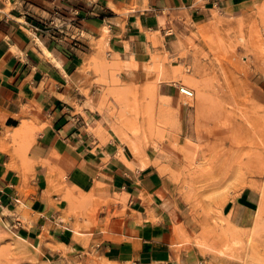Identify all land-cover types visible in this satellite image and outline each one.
I'll return each mask as SVG.
<instances>
[{"label": "crops", "instance_id": "crops-1", "mask_svg": "<svg viewBox=\"0 0 264 264\" xmlns=\"http://www.w3.org/2000/svg\"><path fill=\"white\" fill-rule=\"evenodd\" d=\"M247 1L0 0V213L6 218L17 203L24 207L18 217L24 224L18 219L15 226L29 225L37 245L46 232L48 262L86 263L93 256L98 264H199L197 255L175 249L179 213L162 177L148 165L153 160L133 167L124 156L115 158L112 146L88 129H98L101 117L86 103L93 92L80 87L95 89V67L104 57L127 58L129 64L133 56L141 59L146 30L163 22L169 27L172 14H207ZM257 87L264 96V83ZM159 88L169 100L173 89L162 82ZM91 192L111 198L117 193L120 200L107 209L122 216L99 213L96 230L88 234L94 242L85 250L66 231L75 222L71 197ZM248 198L243 189L222 207L231 226L242 224ZM67 247L77 253L64 257Z\"/></svg>", "mask_w": 264, "mask_h": 264}, {"label": "rangeland", "instance_id": "rangeland-1", "mask_svg": "<svg viewBox=\"0 0 264 264\" xmlns=\"http://www.w3.org/2000/svg\"><path fill=\"white\" fill-rule=\"evenodd\" d=\"M146 35L141 59L133 56L129 64L104 57L95 67V91L80 87L93 92L86 103L101 117L98 129L89 131L133 167L153 160L148 165L179 213L173 226L178 254L197 255L199 264H264V96L257 87L264 83V0L207 14L181 11L172 14L169 27L163 22ZM161 82L173 89L169 100L160 96ZM178 84L192 88L193 96L178 92ZM243 189L249 191L248 211L239 227L231 226L222 207ZM71 198L74 227L64 230L90 250L88 234L96 230L98 214L122 216L107 209L119 195ZM23 213L20 203L6 218L0 213V264H51L43 249L51 246L46 232L37 245L29 225L15 226ZM62 250L64 257L77 253ZM89 259L62 264H98Z\"/></svg>", "mask_w": 264, "mask_h": 264}, {"label": "built area", "instance_id": "built-area-1", "mask_svg": "<svg viewBox=\"0 0 264 264\" xmlns=\"http://www.w3.org/2000/svg\"><path fill=\"white\" fill-rule=\"evenodd\" d=\"M177 89H178V92H180L181 94H183L186 97H192L193 94H194L193 89L192 88H189L186 85H182V84L179 85L178 84L177 85Z\"/></svg>", "mask_w": 264, "mask_h": 264}, {"label": "bare ground", "instance_id": "bare-ground-1", "mask_svg": "<svg viewBox=\"0 0 264 264\" xmlns=\"http://www.w3.org/2000/svg\"><path fill=\"white\" fill-rule=\"evenodd\" d=\"M179 85H180V84H179ZM1 224H2V223H0V227H1ZM4 226H5V225H4ZM0 230H1V229H0ZM2 231H3V228H2ZM3 233H4V232H3ZM5 235H6V234H5ZM5 235H4V236H5ZM2 236H3V235H1V233H0V238H3ZM8 237H9V236H8Z\"/></svg>", "mask_w": 264, "mask_h": 264}]
</instances>
